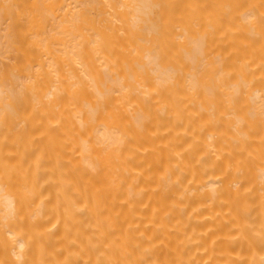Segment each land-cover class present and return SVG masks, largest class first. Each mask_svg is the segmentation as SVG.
<instances>
[{
    "label": "bare ground",
    "instance_id": "bare-ground-1",
    "mask_svg": "<svg viewBox=\"0 0 264 264\" xmlns=\"http://www.w3.org/2000/svg\"><path fill=\"white\" fill-rule=\"evenodd\" d=\"M0 264H264V0H0Z\"/></svg>",
    "mask_w": 264,
    "mask_h": 264
}]
</instances>
